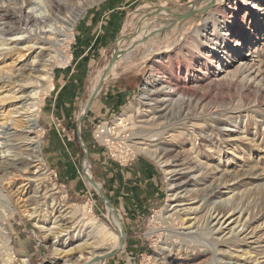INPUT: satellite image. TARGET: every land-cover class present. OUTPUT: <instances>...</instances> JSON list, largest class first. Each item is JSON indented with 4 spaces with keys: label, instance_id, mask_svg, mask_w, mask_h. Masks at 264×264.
<instances>
[{
    "label": "rangeland",
    "instance_id": "1",
    "mask_svg": "<svg viewBox=\"0 0 264 264\" xmlns=\"http://www.w3.org/2000/svg\"><path fill=\"white\" fill-rule=\"evenodd\" d=\"M60 1L50 22L19 29L0 46V98L8 99L0 103V228L10 246L7 264H24L23 260L26 264H80L90 251L97 252L91 230L84 226L88 215L116 233L104 203L81 174L86 160L75 133H70L58 117H50L49 124L45 118L63 91L58 74L76 63L72 46L77 25L110 0ZM193 1L152 0L135 16L128 29L132 33L140 21L139 36L164 29L147 40L152 43L145 45L137 91L108 120L86 133L81 126L82 138L90 149L89 174L117 207L125 232L122 249L95 264H160L154 260L159 248L170 244L183 249L190 240L214 245L216 252L206 256L208 264H264V216L255 207L264 195V0H245L238 6L232 5V0H214L210 8L213 0H201L196 3L201 10L196 16L175 25L172 15L165 12L142 21V16L158 7L182 14ZM254 2L260 3L261 11L252 9ZM48 6L49 0H0V25L8 12L20 11L23 16L40 19L47 15ZM74 18L69 39L58 42L63 38L62 27ZM238 47L244 48L241 55ZM54 49L65 60L53 64L52 88L41 94L37 117L46 175L42 181L30 183L28 171L21 165L15 164L19 172L7 166L10 160L17 162L13 157L16 152L24 153L23 158L28 152L23 123L19 127L13 124L26 116L22 105L28 100L19 99L27 93L20 90L22 81H35L40 73L31 70L42 69L40 64L48 63ZM226 49L231 51L228 57ZM242 58L248 66L238 75L221 73L220 67L225 72L235 71ZM122 111L127 112L126 121L123 127L116 126L114 118ZM144 138L153 145L155 154L133 153L129 145ZM94 151L97 159L90 158L91 153L96 155ZM139 158L152 163L157 185L152 193H147L143 177V182L138 177L132 181L131 176L132 180L118 185L115 177L111 179L116 168L125 174ZM237 175L241 179H231ZM249 175L253 177H246ZM239 179L244 184H238ZM221 182L225 183L220 187ZM213 188H218L214 205H228L237 197L243 200L221 222L208 220L206 234L203 231L199 236L194 225L206 212H200L201 199ZM30 196L32 201L27 202ZM84 204L90 213L74 214L75 206ZM4 243V236H0V264L8 258ZM198 251V256L194 253L188 258L172 255L163 264H193L203 255Z\"/></svg>",
    "mask_w": 264,
    "mask_h": 264
},
{
    "label": "crops",
    "instance_id": "2",
    "mask_svg": "<svg viewBox=\"0 0 264 264\" xmlns=\"http://www.w3.org/2000/svg\"><path fill=\"white\" fill-rule=\"evenodd\" d=\"M148 1L150 2L144 0H110L102 6H98L97 10L89 13L84 17V20L79 22L76 27L75 43L72 46V55L76 63L68 70L58 74L57 80L63 91L59 93L57 99L51 104L50 110L46 112V124H49L50 117H58L70 133H75V138L78 141L76 136L78 118L85 108L92 89L98 85L114 49L118 48L120 51H125L130 45L129 43L133 42V40H131L132 42L125 40L126 37L132 35L128 29L134 23L135 16L141 15L146 10L145 7L148 8L152 4V0ZM140 37L142 35L136 39ZM151 43L150 40L146 44L138 45L124 53L115 62L83 118L81 123L83 133L88 132L98 123L111 118L132 99L141 82L145 45L151 46ZM90 84L93 86L87 91ZM94 152L96 155L91 153L90 158L95 156L97 159V151ZM114 177L117 185L118 182L122 183L125 179L134 181L135 177H138V181L143 182V177L144 183L147 184V193H152L151 189L155 188L156 190L157 187L152 163L145 158L136 160L125 174L123 169L116 168L115 173L111 174V179ZM156 196H158V192ZM109 202L114 208L115 204L111 200ZM119 207L127 211L124 206Z\"/></svg>",
    "mask_w": 264,
    "mask_h": 264
},
{
    "label": "bare ground",
    "instance_id": "3",
    "mask_svg": "<svg viewBox=\"0 0 264 264\" xmlns=\"http://www.w3.org/2000/svg\"><path fill=\"white\" fill-rule=\"evenodd\" d=\"M232 1H233L232 5L238 6V5L242 4L245 0H232ZM258 2H261V0H258ZM60 4H61L60 0H49L47 15L41 17L40 19L33 18L31 15H24L23 16L20 11L19 12L16 11V12L6 13L3 26L0 25V37L2 38V39H0V46L6 45V44H4L6 42V40H4V39L7 36L12 35V33H14L15 31H17L19 29L20 30L22 29L25 31V30H27V27H29V26L31 27V26L35 25L36 23L46 24V23L50 22L52 19V15L54 14V12L56 10H58ZM252 9H255V10L258 9V11H261L260 3L254 2L252 5ZM74 20H75V18L72 19V21L68 24V26L66 28L61 26L62 27L61 32L63 33V35H62L63 38L61 40H58V42H64L65 43V41H67L69 39V36L71 34V28H72ZM13 21L15 24L14 26L11 25L13 23ZM49 28H51V26H49ZM35 44L36 43H34L32 46H34ZM31 47H29L28 49L30 50ZM41 47H43V46H41ZM243 49L238 47L237 51H238L239 55H241V52L243 51ZM53 51H54V54L49 57V59L47 60L48 63L45 65H43V63L40 64L42 69H39L36 67V68H33L31 70L32 73H40L39 76L35 77L36 78L35 81H30L31 79L29 81H26V80L22 81L23 83H22V86L20 87V90L22 92H27V93L24 96L21 95L19 97V99L21 100L22 98H25L28 100L26 105H24V104L22 105V108H24L26 111V116L23 118L22 121H17L15 124H13L16 127H19L23 123V125L26 129V134H27L25 140L27 141L26 146H27L28 152L25 153V155H26L25 158L22 157L24 153L16 152L13 157H17V159H16L17 162H14V160L13 161L10 160L11 162H9L7 164V166L9 169L13 170L14 172H19L20 169L15 167V164L18 166L21 165V167L23 169L28 171L29 176L27 179L30 183L31 182H40L45 178V175H46L44 161H43V158H42V155L40 152V148H39V144H40L39 133L41 131L37 125L38 109H39V105H40L39 100H40L41 94L48 92L52 88V84L50 81H51V77H52L51 71H52L53 64L55 62L62 63L65 60V56L63 54L58 53L56 49H54ZM41 52L42 51L40 50L39 52L35 53L34 60L37 59V56L39 54H41ZM230 54H231V51L226 49L224 55H226L228 57V56H230ZM38 58H39V56H38ZM219 59H222V57H219ZM38 61H39V59H38ZM237 64H238V66L235 69V71L225 72L226 70L222 69L221 67L219 69L221 70V73H226V76H228V73H232V76H234V75H238V73H240L241 70H243V69L245 70V68H247V66H248L247 62L245 61V58L240 59L237 62ZM11 77L8 76L7 79L11 80ZM147 83H149V82H147ZM10 99H15V97L10 98ZM7 100H8L7 98L6 99L0 98V103H4ZM122 112L123 113L118 114L114 118V123H115L114 125H116V126L121 125L122 127L124 126L123 123H124V121H126L127 112H125V111H122ZM109 129H111V128H109ZM129 146L133 150V153L143 152V153H146L148 155L156 153V150L151 149V147L153 145H150V141L145 139V138L142 139L140 142H136L132 146L130 144ZM85 166H86V168H88V166L86 164H85ZM250 175H253V174H250ZM250 175L246 176V177H253ZM255 176H256V178L261 177L260 175H255ZM241 177H242L241 175H237L231 179L232 180L233 179L238 180V178L241 179ZM240 179H239L238 184H244V181H242ZM251 179L252 178H250L248 181L253 182L252 181L253 179L252 180ZM262 180H264V177H261V181ZM221 183L222 184H220V187H221V185L222 186L224 185L223 182H221ZM31 186H33V184H31ZM217 189L218 188H213L208 193H206L204 198L201 199V201L203 203H202V210H200V212L204 211V210H206V212H205V214H202L201 216L198 217V219L194 225V227L196 228L195 233L199 236H200V234H203L202 233L203 231H205L204 234H206V228L208 226V220L218 219V222H219L221 219L223 220V218L227 214L234 213L236 211V209L238 208V206L242 203L243 198L237 197L234 200L230 201L228 203V205H226V204L214 205L215 202L213 200L217 196V193H218ZM35 193H36V191H35ZM32 197L33 196L28 197L27 202H31ZM29 205H30V203H29ZM209 206H211L210 210H209ZM255 207L257 208V213L264 216V195L260 196L257 203L255 204ZM107 212L109 214L110 223L115 228L116 233L109 232L107 226L104 225L102 222L98 221L96 218L95 219L90 218V216L88 215L90 213V209H89L88 205L84 204V205L75 206L74 214L77 213V214H80L82 216L88 215L89 222L86 223L87 225L84 224V226H87V228L91 230V233H92L93 239H94V244L97 246V252L90 251L88 253V256L85 257V260L83 262H81L80 264H93V260L95 258L108 255L109 253L117 250V248L119 246V242H120V226L122 224L117 222L115 218H112L114 216L110 213V211H107ZM33 214L34 213H32L31 215H33ZM207 214L209 215L208 218H206ZM0 233H1L0 236H4V239H5L4 249H5L6 255L8 257L7 259L4 260L3 264H7L11 260L9 258L10 257V246L8 244V237L6 236L7 234L4 231V229H2V228H0ZM105 245H108V247L106 248L105 251L98 250V249H101L102 247H104ZM77 246L81 247V248L83 247L82 244H79ZM166 246H167L166 249H162V248L160 249L159 248V251H161V252L158 254V257H156L157 259L154 258V260L156 262H159L160 264L165 263V261L167 259H169L170 256H172V255H174V257L176 259H180V257H183V258L192 257L195 254H196V256H198L199 255L198 250H201L203 255L199 260L196 259V261L193 262V264H208L209 260L206 256L213 255L214 254L213 252H216V250L213 251V247H214L213 244L210 245V244H206L203 242L200 243L199 241H195V240L186 241L184 244L185 247L183 249H182V247L176 248L174 245H170V244H168V245L166 244ZM215 246H216V244H215ZM23 261H24V264H26V260H23Z\"/></svg>",
    "mask_w": 264,
    "mask_h": 264
},
{
    "label": "water",
    "instance_id": "4",
    "mask_svg": "<svg viewBox=\"0 0 264 264\" xmlns=\"http://www.w3.org/2000/svg\"><path fill=\"white\" fill-rule=\"evenodd\" d=\"M198 1L201 0H194L193 2H191V6L189 8L188 11L182 13V14H174L172 13V11L169 8H164V7H158L156 8V10L153 13H147L144 16H142V21L144 20V18H149V17H153V16H157L159 14H162L163 12L172 15L173 19L171 21L172 25H175V23L182 21L184 19L190 18V17H194L196 16L201 10L196 8V3ZM214 0L210 3L209 7L213 6ZM206 10V9H204ZM162 23V22H161ZM140 27H141V21L137 24L136 30L134 31V33H132V35H130L129 37H126L125 40H134L137 36H139L140 34ZM164 29H156L154 31H152L151 33L146 34L145 36L141 37L140 39L133 41L132 43H130V45L127 47V49L125 51H120L118 48H115L113 53L111 54V58L108 62L107 67L105 68L104 72L102 73L98 85L93 89L86 105L85 108L82 112V114L80 115V117L78 118V122H77V131H76V136L77 139L79 141V144L83 150V158L86 160V163H82V167H81V174L83 176V178L86 180V182L90 185L91 188H93V190L96 192V194L99 196V198L101 199V201L104 203L107 211H110V213L114 216V218L116 219L117 222L121 223L119 215L117 214L116 210L113 208V206L111 205V203L109 202V200L107 199L104 191L101 189V187L95 182L94 178L92 177L91 174H89V172L91 171V168L89 166V149L88 146L86 145V143L84 142L82 135H81V130H80V126L81 123L83 121V118L85 116V114L88 112L89 107L93 101V99L95 98V96L97 95V93L99 92L101 86L104 83V80L106 79L108 73L111 71L112 67L114 66L115 62L119 59L120 56L124 55V53L134 49L137 45L143 44L145 43L149 38H151L153 35L160 33L161 31H163ZM85 164L88 166V168H86ZM122 224V223H121ZM125 241V232H124V227L123 225L120 226V242H119V246L117 248L116 251L109 253L108 255L105 256H101V257H97L93 260V264L103 261L111 256H113L116 252H119L122 247H123V243Z\"/></svg>",
    "mask_w": 264,
    "mask_h": 264
}]
</instances>
